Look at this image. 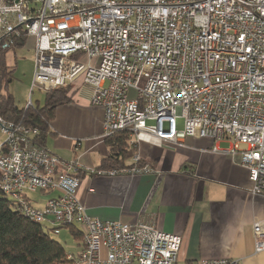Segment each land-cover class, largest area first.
I'll list each match as a JSON object with an SVG mask.
<instances>
[{"label": "built area", "instance_id": "built-area-1", "mask_svg": "<svg viewBox=\"0 0 264 264\" xmlns=\"http://www.w3.org/2000/svg\"><path fill=\"white\" fill-rule=\"evenodd\" d=\"M31 40L32 89L48 92L77 81L89 87L90 104L104 110V138L128 132L135 149L141 142L213 140L210 151L239 156L253 194L264 193V0H0V47ZM0 133V181L22 199L20 209L52 222L57 233L73 222L87 225L88 238L71 253L75 260L177 262L181 236L159 229L154 218L124 223L89 216L78 197L80 164L40 145L39 127L0 115ZM140 163L136 153L132 166L110 173L158 172ZM36 192L57 195L43 205L24 203ZM253 229L255 249L263 252L264 220Z\"/></svg>", "mask_w": 264, "mask_h": 264}, {"label": "crops", "instance_id": "crops-1", "mask_svg": "<svg viewBox=\"0 0 264 264\" xmlns=\"http://www.w3.org/2000/svg\"><path fill=\"white\" fill-rule=\"evenodd\" d=\"M28 44L33 46V41ZM89 97L90 89L84 86L72 102L57 108L45 142L61 159L80 164L78 197L89 216L124 223L154 218L159 229L182 238L175 264L219 258L264 264L253 229L256 221L264 220V193L253 194L249 171L239 156L211 152L215 142L210 139L187 137L184 146L141 142L136 153L158 172L111 174V169L128 168L134 161L127 159L121 168L104 165L112 145L103 137L104 110L91 105ZM91 168L99 172L91 173ZM55 195L39 193L36 203L43 205Z\"/></svg>", "mask_w": 264, "mask_h": 264}, {"label": "trees", "instance_id": "trees-1", "mask_svg": "<svg viewBox=\"0 0 264 264\" xmlns=\"http://www.w3.org/2000/svg\"><path fill=\"white\" fill-rule=\"evenodd\" d=\"M16 48V47H15ZM15 48L4 50L0 47V115L7 119L39 127L41 134L39 144L45 146L49 126L56 117L57 108L73 101L76 92L81 88L80 81L64 88H58L46 93V103L29 105L19 108L13 96L8 91V85L13 79L14 66L7 61L9 51L15 53ZM12 63V62H11ZM112 145L111 157L104 164L109 168L124 167V159L132 156L135 148L128 143L129 133L122 131L106 138ZM121 156L123 160L116 156ZM75 226V225H74ZM78 235L84 232L72 230ZM0 264H74L68 258L64 245L54 239L50 231L42 224L25 216L17 204L7 198L0 190Z\"/></svg>", "mask_w": 264, "mask_h": 264}, {"label": "rangeland", "instance_id": "rangeland-1", "mask_svg": "<svg viewBox=\"0 0 264 264\" xmlns=\"http://www.w3.org/2000/svg\"><path fill=\"white\" fill-rule=\"evenodd\" d=\"M7 61L12 62L14 66V74L13 79L8 85V91L13 96L14 101L16 105L19 108H25L30 103L39 104L40 106H44L46 103V93L42 92L38 89L33 90L32 89V82L34 77V70H35V52L34 48L31 44H26L25 46H22L18 48L15 53L12 51H9L7 54ZM100 62V58H94L92 60L93 66H98ZM85 94V93H81ZM152 122H149L151 124ZM177 126L179 130L184 129V121L182 119L177 120ZM5 138V136H2L0 133V142ZM230 147V143L228 142H222L221 148L227 149ZM171 149V148H170ZM114 154V152H113ZM136 154V151L131 155L126 156L127 158H122L126 161L129 158H133ZM141 157V163H145L143 161L142 156ZM150 166H152L150 163H148ZM91 171H94V173H98L99 170H96L94 168H91ZM110 171H113L112 169ZM41 192L36 193H30L28 195L29 200L37 201V196ZM43 228L46 231H50L51 236L54 239H57L60 241L64 247L66 252L72 253L76 255L79 252L78 246L81 247L82 244V235H78L79 232H77V229L80 231L85 232L86 226L76 225L71 227H64L61 229L60 233H57L55 230H52V224L50 225L49 222H45L42 224ZM75 229L77 233H74L72 230ZM178 264H186L185 261L179 260Z\"/></svg>", "mask_w": 264, "mask_h": 264}, {"label": "bare ground", "instance_id": "bare-ground-1", "mask_svg": "<svg viewBox=\"0 0 264 264\" xmlns=\"http://www.w3.org/2000/svg\"><path fill=\"white\" fill-rule=\"evenodd\" d=\"M0 169H3V161L2 160H0ZM0 190H1L2 193L5 194V196L7 198L13 200L17 204L19 210H21L22 213L25 216H27L30 219L34 220L35 223L36 222H38L40 224H44L45 223L42 217L35 216L31 212H26L25 209H20V208H22V199L20 197H18L16 193H12V190L6 186L5 181H0ZM24 203H32V201L29 200L28 196H24ZM49 224L51 225L52 222H49ZM80 224H81V226H83V225L86 226L85 227L86 229H85V232H84V235H83V239L88 238V227H87V225L84 224V223H81V222H73V226L74 225L75 226L76 225H80ZM68 258L72 259L74 261V264H86L84 262H81L80 260H75L71 253L68 254Z\"/></svg>", "mask_w": 264, "mask_h": 264}]
</instances>
